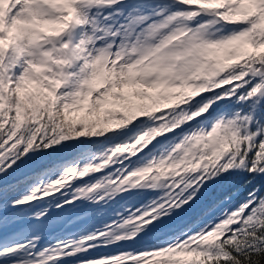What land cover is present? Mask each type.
<instances>
[{
	"label": "snow or ice",
	"instance_id": "1",
	"mask_svg": "<svg viewBox=\"0 0 264 264\" xmlns=\"http://www.w3.org/2000/svg\"><path fill=\"white\" fill-rule=\"evenodd\" d=\"M0 264H264V0H0Z\"/></svg>",
	"mask_w": 264,
	"mask_h": 264
}]
</instances>
